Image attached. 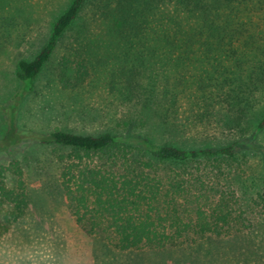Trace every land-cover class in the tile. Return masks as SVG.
<instances>
[{
  "label": "trees",
  "instance_id": "1",
  "mask_svg": "<svg viewBox=\"0 0 264 264\" xmlns=\"http://www.w3.org/2000/svg\"><path fill=\"white\" fill-rule=\"evenodd\" d=\"M164 1L173 4L171 12L159 11ZM85 2L72 0L55 18L36 55L19 60V87L3 118L0 155L29 141L67 150L58 156L63 164L60 187L75 221L87 234L100 235L123 251L164 250L251 227L240 205L236 209L222 196L210 201L202 181L176 176L164 181L159 168L203 161L218 169L229 167L238 160L237 142L184 148L157 141L148 130H176L178 124L169 125V112L189 90L191 98L202 102L200 121L213 115L216 104L226 105V124L249 130L254 119L251 95L264 88V28L258 29L254 20L259 17L264 23V0H103L104 16L111 22L108 33L122 64L117 73L120 92L139 109L113 133L18 129L15 117L21 100L34 89L35 79ZM72 56L63 57L60 81L70 89L81 86L90 74L83 54L75 51ZM163 67L174 69V84L158 94L154 81ZM256 122V131L264 128V113ZM257 198L264 207V177ZM26 202L19 161L0 163V236L23 214Z\"/></svg>",
  "mask_w": 264,
  "mask_h": 264
},
{
  "label": "rangeland",
  "instance_id": "2",
  "mask_svg": "<svg viewBox=\"0 0 264 264\" xmlns=\"http://www.w3.org/2000/svg\"><path fill=\"white\" fill-rule=\"evenodd\" d=\"M71 1L0 0V132L19 87L15 74L19 60L36 55L55 18ZM103 5V0H86L35 79L34 89L21 100L15 117L18 129L41 134L54 129L113 133L139 109L133 101H124L120 92L117 73L122 64L115 56L118 51L108 33L111 22L104 16ZM158 9L169 13L173 4L164 1ZM254 20L258 29L264 28L259 17ZM75 51L87 59L90 74L81 86L70 89L60 82L65 72L63 57L73 58ZM174 75L172 67L158 70L154 81L158 94L165 85L173 86ZM251 96L254 119L246 132L226 124V105L216 104L213 115L200 121L197 114L203 110L202 102L191 98L190 90L178 98L174 112H169V125L178 124L176 130L170 134L162 129L148 130L157 141H172L184 148L237 142L238 160L232 166L218 169L203 161L161 164L159 168L164 181L168 176L202 181L210 201L222 196L236 209L240 205L251 227L164 250H120L100 235L87 234L75 221L60 187L63 164L58 156L68 151L29 141L0 155V163L13 158L19 161L27 201L23 214L0 236V264H264V207L257 198L264 177V128L255 130L257 117L264 113V88ZM163 101V108L167 107ZM8 177L9 183H14L13 176Z\"/></svg>",
  "mask_w": 264,
  "mask_h": 264
}]
</instances>
